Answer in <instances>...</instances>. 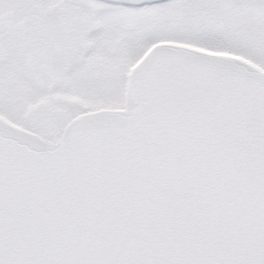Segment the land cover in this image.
Returning a JSON list of instances; mask_svg holds the SVG:
<instances>
[{"label": "snow or ice", "instance_id": "snow-or-ice-1", "mask_svg": "<svg viewBox=\"0 0 264 264\" xmlns=\"http://www.w3.org/2000/svg\"><path fill=\"white\" fill-rule=\"evenodd\" d=\"M0 264H264V0H0Z\"/></svg>", "mask_w": 264, "mask_h": 264}]
</instances>
